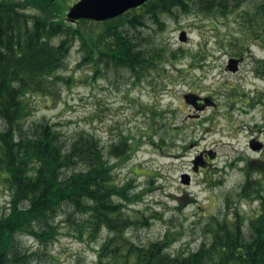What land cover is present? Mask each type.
Segmentation results:
<instances>
[{"label":"rangeland","instance_id":"obj_1","mask_svg":"<svg viewBox=\"0 0 264 264\" xmlns=\"http://www.w3.org/2000/svg\"><path fill=\"white\" fill-rule=\"evenodd\" d=\"M263 2L249 0L226 16L165 15V28L153 34L183 51L140 81L125 69L79 65L82 51L75 43L49 79V91L30 97L25 126L47 119L69 135L93 132L105 146L121 135L134 140L131 159L115 172L143 193L128 211L157 215L150 226L131 229L137 241L170 230V251L189 253L209 239L205 225L212 217L239 211L249 218L259 211L258 202L239 190L247 177L245 158H264V29L259 37L251 34L245 14ZM184 30L187 41L179 38ZM250 173L258 175L255 168ZM10 200L0 172V216ZM77 221L61 211L54 221L60 234L48 244L20 236L36 250L33 264H95L106 232L97 240L80 236Z\"/></svg>","mask_w":264,"mask_h":264},{"label":"trees","instance_id":"obj_2","mask_svg":"<svg viewBox=\"0 0 264 264\" xmlns=\"http://www.w3.org/2000/svg\"><path fill=\"white\" fill-rule=\"evenodd\" d=\"M247 1L148 0L117 17L73 24L65 17L66 0H0V172L11 190L0 216V264H33L36 250L20 236L52 242L60 234L54 221L61 211L78 219L80 236L97 240L106 232L95 264H264V158H245L247 177L239 190L242 198L258 202L257 214L214 216L205 225L209 239L189 253L172 252L170 230L144 242L129 234L157 217L128 211L143 193L133 189V179L119 181L115 172L131 159L134 140L121 135L105 146L93 132L69 135L47 119L23 122L30 97L49 91V79L65 66L75 43L82 51L79 65L125 69L140 81L183 51L153 34L165 28V15L226 16ZM245 14L250 33L259 37L264 2ZM253 168L258 175L250 173Z\"/></svg>","mask_w":264,"mask_h":264},{"label":"water","instance_id":"obj_3","mask_svg":"<svg viewBox=\"0 0 264 264\" xmlns=\"http://www.w3.org/2000/svg\"><path fill=\"white\" fill-rule=\"evenodd\" d=\"M148 0H79L71 6L67 13L68 19L76 21L78 19L106 20L119 16L131 8L138 7ZM181 41H187L186 31L180 34ZM259 148L262 147L260 144Z\"/></svg>","mask_w":264,"mask_h":264},{"label":"flooded vegetation","instance_id":"obj_4","mask_svg":"<svg viewBox=\"0 0 264 264\" xmlns=\"http://www.w3.org/2000/svg\"><path fill=\"white\" fill-rule=\"evenodd\" d=\"M78 0H75V1H73V3L72 4H74L75 2H77Z\"/></svg>","mask_w":264,"mask_h":264}]
</instances>
